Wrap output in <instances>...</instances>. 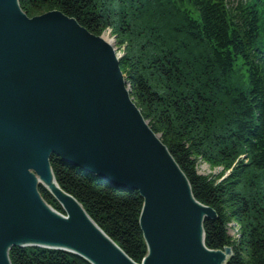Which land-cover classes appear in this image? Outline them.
<instances>
[{
    "label": "water",
    "instance_id": "1",
    "mask_svg": "<svg viewBox=\"0 0 264 264\" xmlns=\"http://www.w3.org/2000/svg\"><path fill=\"white\" fill-rule=\"evenodd\" d=\"M114 46L59 10L28 17L0 0V264L13 247L138 264L56 183L50 157L135 191L147 253L141 264H224L208 249L185 174L129 96ZM48 191L63 209L41 196Z\"/></svg>",
    "mask_w": 264,
    "mask_h": 264
},
{
    "label": "trees",
    "instance_id": "2",
    "mask_svg": "<svg viewBox=\"0 0 264 264\" xmlns=\"http://www.w3.org/2000/svg\"><path fill=\"white\" fill-rule=\"evenodd\" d=\"M98 0H19L34 16L59 10L99 36L113 27ZM121 31L138 48L137 60H119L131 85L130 96L148 125L188 179L194 198L216 212L203 221L204 243L212 250L229 247L226 264H264V0H118ZM117 5V4H116ZM149 68V69H147ZM150 69L166 86L162 92ZM165 88V87H164ZM214 147L220 164L240 155L236 177L248 189L218 185L198 174L195 152ZM56 183L73 196L90 218L134 262L147 253L139 225L142 198L50 157ZM248 168V169H247ZM43 199L63 213L44 188ZM241 221L240 250L228 232ZM244 252V253H241ZM11 264H91L69 252L13 247Z\"/></svg>",
    "mask_w": 264,
    "mask_h": 264
},
{
    "label": "rangeland",
    "instance_id": "3",
    "mask_svg": "<svg viewBox=\"0 0 264 264\" xmlns=\"http://www.w3.org/2000/svg\"><path fill=\"white\" fill-rule=\"evenodd\" d=\"M237 1L238 0H231V3L236 4ZM241 1H245V0H241ZM97 5L99 9L105 13V15L110 16V21L114 24L113 27L111 28L103 29L99 36L102 37L103 39H104V36L108 37L109 40L107 42H109L110 44L114 46L118 59H124L127 64L128 63L132 64L135 61H137L138 60L137 58L138 50H136V48L138 47L136 43L132 41L129 37L125 36L123 32L121 31L122 29L120 26V20L118 19L119 18L118 14H120L119 8L121 6L118 0H98ZM46 12L48 11H41L34 16L42 15ZM34 16H28V17L31 18ZM139 60H143V59L139 58ZM121 72L124 78L127 79L126 73H124V70H121ZM150 77L153 79L155 86L159 87L162 92H166L168 90L166 86L160 85V82H159L160 80H158V78L155 77V72L152 71V69H150ZM130 85H131L130 83L127 84L129 91L131 90ZM146 121L149 123L148 120ZM158 137L160 138L161 134H158ZM203 147H204L203 149L201 148L200 150L196 151L195 156H194L196 170L198 174L206 177L209 181L215 184H218V185H223L227 183V184L235 185L237 189H242V190L248 189L249 190L244 180L239 184H234L235 182H238V180H240L238 179V177H236L238 168L241 166L240 161L242 160L244 162L243 164L245 163L246 165L248 164L247 163L248 161H246L247 160L246 155L244 154L240 155L237 160H234L233 162H231L229 166H227L224 163L220 164L218 152L214 147L206 148L205 145H203ZM262 220L264 221V217ZM243 226L244 224L241 221H238L235 219H231L230 223L228 224L229 235L232 237L233 241L236 243L239 249L241 247L240 240H241V233L243 231ZM241 253H244V252H241Z\"/></svg>",
    "mask_w": 264,
    "mask_h": 264
},
{
    "label": "bare ground",
    "instance_id": "4",
    "mask_svg": "<svg viewBox=\"0 0 264 264\" xmlns=\"http://www.w3.org/2000/svg\"><path fill=\"white\" fill-rule=\"evenodd\" d=\"M78 22V21H77ZM82 26V25H81ZM83 27V26H82ZM86 29V28H85ZM92 34V33H91ZM94 35V34H93ZM104 39L106 40V41H108L109 39H108V37L107 36H104ZM120 60V59H119ZM129 96H130V91H129ZM130 98H131V100H132V97L130 96ZM132 102L135 104V102L132 100ZM136 105V104H135ZM107 184H109V183H107ZM111 185V184H110ZM117 188H121V187H117ZM122 189H125V188H122ZM128 190V189H127ZM129 191H131V190H129ZM133 192H135V191H133ZM143 201V200H142ZM199 202V201H198ZM142 204H143V202H142ZM202 204V203H201ZM204 205V204H203ZM207 206V205H206ZM210 207V206H209ZM205 244V243H204ZM206 246V245H205ZM120 248V247H119ZM208 248V247H207ZM226 248H229V247H226ZM121 249V248H120ZM209 249V248H208ZM230 249V248H229ZM52 250H54V249H52ZM212 250V249H211ZM61 251V250H60ZM221 251H224V249L223 250H221ZM230 255H231V250H230V254L229 255H227L226 256V259H225V262H224V264H226V261H227V259L230 257ZM138 264H141V263H138Z\"/></svg>",
    "mask_w": 264,
    "mask_h": 264
}]
</instances>
